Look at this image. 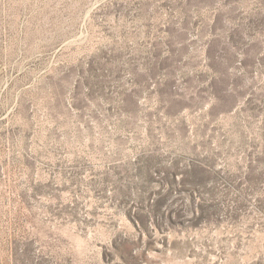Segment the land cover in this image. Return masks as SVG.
Instances as JSON below:
<instances>
[{
    "label": "rangeland",
    "instance_id": "obj_1",
    "mask_svg": "<svg viewBox=\"0 0 264 264\" xmlns=\"http://www.w3.org/2000/svg\"><path fill=\"white\" fill-rule=\"evenodd\" d=\"M0 264H264V0H0Z\"/></svg>",
    "mask_w": 264,
    "mask_h": 264
}]
</instances>
